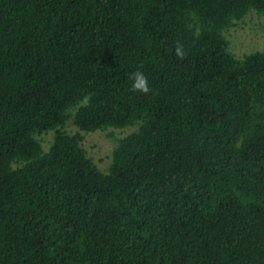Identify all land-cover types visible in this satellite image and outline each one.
<instances>
[{
  "label": "trees",
  "instance_id": "1",
  "mask_svg": "<svg viewBox=\"0 0 264 264\" xmlns=\"http://www.w3.org/2000/svg\"><path fill=\"white\" fill-rule=\"evenodd\" d=\"M253 14L0 0V264H264V51L229 40Z\"/></svg>",
  "mask_w": 264,
  "mask_h": 264
},
{
  "label": "rangeland",
  "instance_id": "2",
  "mask_svg": "<svg viewBox=\"0 0 264 264\" xmlns=\"http://www.w3.org/2000/svg\"><path fill=\"white\" fill-rule=\"evenodd\" d=\"M255 10H251L248 15ZM262 16V15H261ZM264 16L255 14L245 18V22L230 30V47L237 56L252 51H264ZM121 132V131H119ZM85 145L97 163L106 169L111 160L113 143L107 131H96L86 135Z\"/></svg>",
  "mask_w": 264,
  "mask_h": 264
},
{
  "label": "clouds",
  "instance_id": "3",
  "mask_svg": "<svg viewBox=\"0 0 264 264\" xmlns=\"http://www.w3.org/2000/svg\"><path fill=\"white\" fill-rule=\"evenodd\" d=\"M134 87L141 91H147L148 89L147 78L144 76L143 73H136Z\"/></svg>",
  "mask_w": 264,
  "mask_h": 264
}]
</instances>
